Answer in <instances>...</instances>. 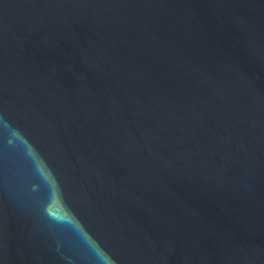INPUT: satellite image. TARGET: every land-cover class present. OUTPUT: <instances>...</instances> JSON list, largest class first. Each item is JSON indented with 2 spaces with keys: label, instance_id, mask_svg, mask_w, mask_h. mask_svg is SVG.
Returning a JSON list of instances; mask_svg holds the SVG:
<instances>
[{
  "label": "water",
  "instance_id": "1",
  "mask_svg": "<svg viewBox=\"0 0 264 264\" xmlns=\"http://www.w3.org/2000/svg\"><path fill=\"white\" fill-rule=\"evenodd\" d=\"M0 264H264V0H0Z\"/></svg>",
  "mask_w": 264,
  "mask_h": 264
}]
</instances>
